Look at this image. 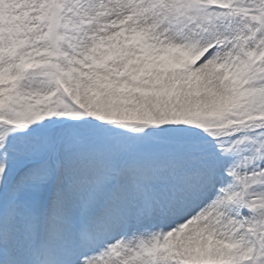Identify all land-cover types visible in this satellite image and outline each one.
I'll return each mask as SVG.
<instances>
[{"label":"snow or ice","instance_id":"obj_1","mask_svg":"<svg viewBox=\"0 0 264 264\" xmlns=\"http://www.w3.org/2000/svg\"><path fill=\"white\" fill-rule=\"evenodd\" d=\"M0 264H264V0H0Z\"/></svg>","mask_w":264,"mask_h":264}]
</instances>
